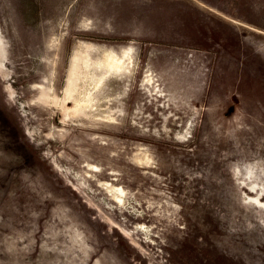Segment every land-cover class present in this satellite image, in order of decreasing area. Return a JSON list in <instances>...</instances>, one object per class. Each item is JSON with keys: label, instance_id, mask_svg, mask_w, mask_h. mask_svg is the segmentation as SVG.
<instances>
[{"label": "rangeland", "instance_id": "1", "mask_svg": "<svg viewBox=\"0 0 264 264\" xmlns=\"http://www.w3.org/2000/svg\"><path fill=\"white\" fill-rule=\"evenodd\" d=\"M0 264H264V0H0Z\"/></svg>", "mask_w": 264, "mask_h": 264}]
</instances>
